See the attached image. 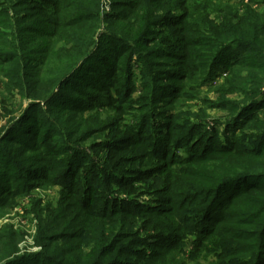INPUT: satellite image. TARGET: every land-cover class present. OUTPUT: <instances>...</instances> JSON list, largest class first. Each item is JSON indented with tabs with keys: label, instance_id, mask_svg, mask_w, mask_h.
<instances>
[{
	"label": "rangeland",
	"instance_id": "1",
	"mask_svg": "<svg viewBox=\"0 0 264 264\" xmlns=\"http://www.w3.org/2000/svg\"><path fill=\"white\" fill-rule=\"evenodd\" d=\"M7 1L0 0V41H10V35L23 34L22 37H26L25 44L20 43L19 49L25 51L26 71L32 80L18 88L10 85L0 72V145L9 143L7 149L0 152V264L15 255L22 258L13 264H61L50 263L44 257L61 253L65 264H95L96 260L98 264H219L215 248L208 244L206 253L198 254L193 247L197 231L188 227L174 231L170 227L171 217L127 214V227L113 237L116 232L114 224L110 226L107 220L95 224L84 219L78 201L83 196L82 187H85L86 180L93 184L91 189H101L103 183L113 181L114 173H121L123 178H136L139 168L151 166L153 171L162 169L155 176L147 173L131 181L130 193L112 185L110 189L115 197L121 196L128 201L140 199L144 201L142 205H146L145 202L153 205L156 201L165 205L173 191L164 180L178 194L192 193L190 189L197 178L195 174L209 175L213 165L230 169L238 165L235 173L248 172L264 159L261 140L264 138V96L242 108L248 102L242 91L250 93L253 89L251 84L243 83L255 80L256 72L247 64L243 68L236 66L240 70V80L234 82L227 80L230 76L227 70L210 74L208 67L218 49L209 44L216 41L215 35L201 23L203 20L212 26L220 25L223 18L225 23L230 21L227 27L230 29L239 24L237 16L243 20L250 17L244 10L246 3L264 10V0H198L195 3L190 0H148L139 11L128 6L133 0H10L6 4ZM93 3H97L96 8H92ZM150 11H155L157 17L142 26L145 17H150ZM187 11H196L194 23L203 26L191 34L199 44L190 50V56L186 52L188 66L185 67L182 34L175 21L177 15ZM55 13L61 16L60 24L70 26L63 28L62 33L54 38H45L47 21L53 19ZM15 17L20 19L15 21ZM121 17L127 18L117 20ZM4 24L21 25L24 32L14 31ZM88 29L94 31L95 42L101 35L114 33V37H107L101 43L98 40L94 53L62 82L56 72L57 62L44 77L45 52L51 49L60 60L63 52H73L70 47L76 46L79 36ZM247 34L245 31L244 35ZM140 35L145 41L135 44L136 49L139 48L138 55L126 54L118 64L125 85L121 90L129 88L130 92L125 94V91L118 97L115 109L94 105L106 99L99 88L103 79L97 73H100L103 62H112L113 44L133 46L128 39L137 41L135 39ZM233 47L230 46L233 59L244 60L243 63L258 59L248 54L238 56L236 52L240 49ZM225 63L224 60L220 65ZM33 88L39 91L51 88L53 94L49 98L36 99L24 95ZM32 102L35 105H31ZM33 120H36L37 130H45L51 136L57 153L52 157L44 147L37 146V150H25L19 157L10 156L9 146L14 145L11 140L24 138V131ZM143 125L148 127L149 133L142 134L143 128L139 131L132 128ZM8 126L11 127L6 132ZM165 131L167 140H170L167 145L174 148L177 155L183 156L199 140L211 145L225 144L226 141L222 142L226 138L224 135L231 136L237 148L232 146L233 154H210L191 165L169 164L164 167L162 161L166 160L155 152L149 153L146 145H152L154 139L159 140L157 136H163ZM258 140H261L262 149L250 153L248 147L257 149ZM71 146L76 149L74 161L80 160V166L72 175L69 166L63 177L57 176L60 172H49L51 167L59 169L55 165L67 157ZM86 167L90 168L88 173ZM91 167H95L93 173ZM103 167L112 168L110 178L103 176ZM69 179L73 184L72 181L70 185L65 182ZM245 184L246 180L241 179L223 188V195L218 197L219 210L224 211L229 194ZM94 190L89 193L92 199ZM229 211V219L223 222V230L215 237L233 242L230 250L228 248L225 252V259L231 261L230 264H240L249 251L256 249L254 236H233L225 231L224 226L246 231H256L257 228L235 220L234 213L240 211L239 204L233 205ZM47 222L48 225H59L53 231V240H49L51 234L44 229ZM129 222L132 223L130 228ZM204 224L210 226V219H205ZM156 233L164 234L173 242L169 233L187 235L174 247L162 248L158 256L149 258L144 251L146 247L151 253L148 245L153 240L142 246L137 243ZM218 241L216 239L214 243H220ZM138 249L143 252L137 254ZM97 250H103L105 254L100 256Z\"/></svg>",
	"mask_w": 264,
	"mask_h": 264
},
{
	"label": "trees",
	"instance_id": "2",
	"mask_svg": "<svg viewBox=\"0 0 264 264\" xmlns=\"http://www.w3.org/2000/svg\"><path fill=\"white\" fill-rule=\"evenodd\" d=\"M147 1L148 0H133V2L131 1L128 6L134 7L136 11H139L143 9ZM190 1L192 3H195L198 0ZM208 1L209 0H204V2ZM8 3H10V0H8L6 4ZM253 5L254 4L246 3L244 10H246V12H249L250 17H248L247 20H243L241 19V17L236 15L239 24L231 26L230 29H227L230 21H227L225 23L223 18H221L220 25L213 24V26L208 23L206 24L202 19L199 18L200 20H202L201 23L205 26L208 32H212L216 38V41H214L213 43H209L210 46L217 47L218 49V51H216V53L212 57L210 65L208 67L210 74H215L217 71L220 72L227 70V73L230 75L227 80L229 82H234V80H240V70L237 69L238 67L236 66H240L241 68H243L242 66H244V64H247L250 68H253L254 72H256V78H254L255 80L243 83L244 85L251 84L253 86V89H251L250 93L242 91V94H244L246 98L245 101H248L242 108H245L248 104L255 102L256 100L264 96V10H260L258 7H255ZM93 7L96 8L97 3H93L92 8ZM195 12L196 11H187V13L185 12L186 14L182 13L180 15H177V19L175 21L179 25L180 34H182L183 36H180V39L184 44L185 53L183 57H185V60L187 61L185 67L188 66V56L186 57V52L190 56V50H193L194 46H197L199 44L197 39H195L191 34L193 31H196L198 29L200 30L203 26L196 25L194 23L197 19V17H193V14ZM135 15L136 14L134 13L133 16ZM109 16L112 18L115 17L114 14H110ZM149 16V18L148 16H146L144 21H142V26H144L148 22H152L153 20H155V17H157L155 11H150ZM80 17L85 18L81 15ZM60 18L61 16L55 13L54 18H51L50 21H47L46 27L48 28V31L44 34V36H46L45 38H54L62 33L63 28H69L70 25L68 24H66V26L60 24V22L62 21ZM125 18L127 17H121L117 20ZM205 18H207V15H205ZM19 19L20 18L15 17V21ZM159 19L160 18L156 19V25L158 24ZM205 21L207 22L206 19ZM21 22H23L22 19ZM4 26L10 27L11 29L13 28L14 31L24 32L21 25H15V27H13L11 25L4 24ZM245 31L248 33L247 35H244ZM140 33L141 32L138 31V34ZM5 34L6 36L9 35L8 33ZM10 36V41H7V39H3V41H0V72L4 73V76L7 77V79L10 81V85L19 88L22 86V83H28L31 82L30 80H32V77H30L29 73L26 71L27 59H25L23 54V52L25 51H21L19 49L20 43L25 44L24 39L26 37H22L23 34H19L18 36ZM107 37H114V33L112 35L98 36V40L101 43L102 40ZM128 40L132 41L134 45L131 46L128 43L127 46H119L118 43L113 44L114 52L112 62H103L102 69H100L99 71L100 73H97V76L103 79L102 83H100L99 88L104 92L106 99L103 102L98 101L94 105H103L105 107L107 106L111 107V109H115L117 108L115 103L117 102L118 97L121 96L125 91V94L130 92L128 91L129 88L124 89V91L121 90L125 85L122 81V75L120 74V68L118 64L126 54L138 55L139 48L137 50L135 44L136 46L137 44H143V41L145 40L142 35H140L139 39H135L137 41H134L133 39ZM96 42L94 39V31L88 29L85 34L79 36L77 45L74 47H70L73 52H63L60 60L57 59V54L52 53V50L49 49L47 52H45L43 73L44 77L48 75V71L52 68L54 62H57L56 72L59 76L58 78H60V81L62 82L68 74L74 72L94 53L93 50L97 46ZM230 46H234L233 48H236V50L237 48L240 49L239 52H236V55L239 54L238 56L248 54L249 56H257L258 59H255V61L251 63H243L244 60L233 59ZM224 60L226 63L221 66L220 64H222ZM233 68L235 69L233 70ZM227 73L226 75H228ZM183 76L184 74L182 75V77ZM132 89L133 88H130L131 91ZM50 92L51 88L48 91H39L38 89L35 90V88H33L29 91H26L24 95L32 99L44 98L45 96H48L47 98H49V96L53 94V91L51 93ZM47 100L49 101V99ZM34 103L35 102H32L31 105H35ZM14 122H12V124ZM11 126H8L6 128V132ZM132 128H134L135 131H139L143 128L144 131L142 134L149 133L148 127H144V125L143 127L135 126ZM166 135L167 131H165L163 136L158 135L157 138H159V140L154 139L152 145H146V149H148L149 153L155 152L158 157L166 160V162L162 161L164 162V164L162 165L164 167L168 166L169 164H180L181 166H185V164L191 165L192 163L196 162V160L207 157L210 154L216 153L217 156L219 154H233L232 146L234 147L236 145L237 148L236 141L234 139H231V136L224 135L226 138L222 142L226 141L225 144L218 143L211 145L207 141L199 140L196 142V144L192 145L185 153H183L184 155L182 156L179 154L177 155L174 148L170 149V147H168L167 143L170 140H167L168 137H166ZM261 140L264 143V138H262ZM261 140H258L257 149H254V146L253 148L248 147V151L251 153V151L253 152L255 150H261ZM11 142L14 143V145L13 147L9 146V151L11 152L10 156L19 157L25 150H37V146L42 148L44 147V151L48 152L47 154L52 157L57 153L56 146H53V140L51 139V136L47 133V131L44 130L41 132V129L37 130L36 120H33L32 124L26 127L24 131V138L19 139V141H17L16 139H12ZM8 145L9 143L4 144L3 146L0 145V152H2V150H6ZM75 151L76 149L74 146L68 148L67 157L63 158L60 164L55 165L59 169L51 167L49 169V172H60L57 174V176L63 177L65 171L68 170L67 168L70 166L71 171L69 172L72 175L77 166H80L81 164V161L78 159L74 161ZM168 154H170V157H168L167 159ZM9 162H11L10 158ZM63 166L65 170H63ZM94 168L95 167H91L92 173L95 170ZM103 168V176H105L106 178H110L113 173L111 172L112 168ZM237 168L238 165H236V167H233L232 169L228 167L224 168L221 166L213 165L210 169L212 173H210L209 175H207L208 173L195 174V177L197 178L193 182L194 184L190 189L192 193L178 194L174 191L175 188L170 187L169 183L164 180L168 188L173 191L168 201L164 202L166 203L165 209V205H162L163 203L161 204L160 202L158 203V201H156V203H153V205L149 202H145L146 205H142L144 201H141L140 199L128 201L119 195V197H115V194L110 189L112 185L121 189L123 192L130 193L129 185L131 184V181L138 179V177L140 178V176H145L147 173H152V176H155L154 174L162 169H155L153 171V167L151 166L139 168L137 174L138 176L136 178H129L130 176H124L126 178H123L121 173H114L115 178L113 179V181L103 183L101 189H91L93 184H89V182L86 180L84 182L85 187H82L83 196L79 198L78 203L82 209V215L84 216V219L87 218L89 221L95 224H97V222L101 223V221L104 220H107L110 223V226L111 224H114L113 228L116 230V232L113 237H115L121 229L127 227V214L150 213V215L152 216L163 214V219L171 217L173 221H171L172 225H170V227L172 226V229L174 231L181 230V227H188L192 229L193 232L194 230L197 231L195 232L196 237L193 247L198 254L202 252L206 253L205 248H207L208 244L209 246L211 245V247L215 248L216 251H214V254L216 256V261H218V263L220 262L219 264L231 263V261L225 259V252L228 248L230 250V246L233 244V242H230L227 238L223 239V237L216 238L215 235H217V233L223 228V222L229 219V209L233 205L239 204L240 211L234 213V215L237 216L235 217V220L237 219L241 223L244 221L251 226H256L258 231H246L245 229L235 230L234 228L231 229L230 227L225 226L224 229L225 231L227 230V233L232 234L233 236H239L241 238L242 236H254L253 239L255 240L256 249L249 251V255L246 258L242 259V261H240V264H264V247H258L259 244H261L262 246L264 245V159L258 161L256 165H253L250 169H248V172L235 173L234 169ZM85 170L88 173L90 171V168L86 167ZM197 179L199 181H197ZM241 179L246 180V184L240 188L237 187L235 190H233V192L229 194V198L227 199L226 209L224 211L219 210L220 208L217 206V203L218 197H221V195H223V191L221 190L227 186H231L232 183ZM63 181L64 180H61V183H63ZM71 181L72 179H69L65 182H68V185H70ZM69 189L70 188H68V190ZM91 190H94L95 193V197H93V199L92 196L89 195ZM70 191H73V189H70ZM234 195L236 197H233ZM129 203L133 205H128ZM187 206L191 209H181L182 207ZM205 219H210V226L204 224ZM58 226L59 225H48L47 222V225L44 229L45 231H48L47 233L51 234L49 236V240L55 239L53 237L55 234H52L55 229H58ZM131 226L132 223L129 222L128 227L130 228ZM110 231H112V228H110ZM120 233L122 234V232ZM170 235L173 236L174 242L164 234L156 233L145 237V239H142L145 241H138L137 244L139 246H142L150 242V240H153L151 241L152 243H150L151 245H148V250L151 253L147 252L146 247L144 252L149 258L150 256L156 257L161 253L162 248L166 249V247H168L167 249H170L174 247L178 241L180 243L182 239L186 237L187 233H185L183 236L178 235L177 233H169L168 236ZM216 239L220 240L218 241L220 243H214ZM138 250L139 251L137 254L143 252L141 251V249ZM246 250L248 251L249 249ZM96 253H98L100 256L105 254L103 250H97ZM44 257L49 259L50 263L59 262L61 264H65L63 253L56 255H45ZM20 258H22L20 255H15L13 258L8 259L4 264H13ZM117 260L120 259L117 258ZM97 262L98 260L95 261V264H98Z\"/></svg>",
	"mask_w": 264,
	"mask_h": 264
}]
</instances>
